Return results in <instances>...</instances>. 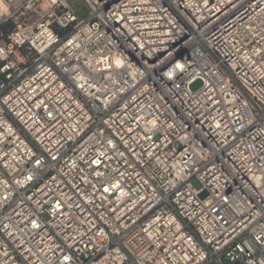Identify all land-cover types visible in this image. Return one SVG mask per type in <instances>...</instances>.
I'll use <instances>...</instances> for the list:
<instances>
[{
  "label": "built area",
  "instance_id": "1",
  "mask_svg": "<svg viewBox=\"0 0 264 264\" xmlns=\"http://www.w3.org/2000/svg\"><path fill=\"white\" fill-rule=\"evenodd\" d=\"M82 1L0 0V264H264V0Z\"/></svg>",
  "mask_w": 264,
  "mask_h": 264
},
{
  "label": "rangeland",
  "instance_id": "2",
  "mask_svg": "<svg viewBox=\"0 0 264 264\" xmlns=\"http://www.w3.org/2000/svg\"><path fill=\"white\" fill-rule=\"evenodd\" d=\"M67 3L69 5V7L73 10V13L76 17L83 18L86 16L88 10H87V7L85 6V4L83 3L82 0H67ZM200 86H201V82L197 81L196 83H194L191 86V90L195 91V90L199 89ZM191 184L197 190H199L202 187L201 183L196 179H193L191 181ZM207 195H208V193L205 190H203L199 193V198L203 199Z\"/></svg>",
  "mask_w": 264,
  "mask_h": 264
},
{
  "label": "bare ground",
  "instance_id": "3",
  "mask_svg": "<svg viewBox=\"0 0 264 264\" xmlns=\"http://www.w3.org/2000/svg\"><path fill=\"white\" fill-rule=\"evenodd\" d=\"M5 12H7V7H6L5 4H3L2 2H0V15H2Z\"/></svg>",
  "mask_w": 264,
  "mask_h": 264
}]
</instances>
